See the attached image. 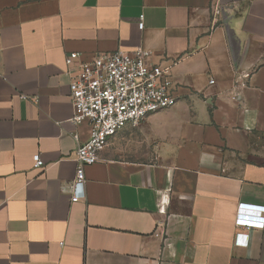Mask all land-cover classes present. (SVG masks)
<instances>
[{
    "label": "crops",
    "instance_id": "0c3cea01",
    "mask_svg": "<svg viewBox=\"0 0 264 264\" xmlns=\"http://www.w3.org/2000/svg\"><path fill=\"white\" fill-rule=\"evenodd\" d=\"M138 48L176 103L110 136L73 202L71 73ZM241 202L264 205V0H0V264H264Z\"/></svg>",
    "mask_w": 264,
    "mask_h": 264
},
{
    "label": "built area",
    "instance_id": "2783aa9c",
    "mask_svg": "<svg viewBox=\"0 0 264 264\" xmlns=\"http://www.w3.org/2000/svg\"><path fill=\"white\" fill-rule=\"evenodd\" d=\"M142 18L139 15V28L143 26ZM150 54L142 48L99 53L90 61L80 62L71 73L72 120L89 123L88 138L78 143L75 150L71 201L83 197L84 168L98 160L99 152L110 136L125 125H137L149 114L176 103L167 68L152 63ZM77 57L78 53H69L66 64H72ZM33 160L35 167L43 165L38 155H34ZM263 213L264 205L238 203L235 224L248 229L262 228Z\"/></svg>",
    "mask_w": 264,
    "mask_h": 264
}]
</instances>
